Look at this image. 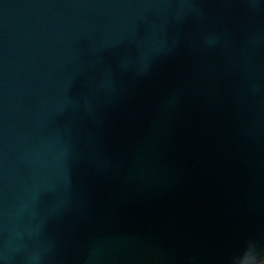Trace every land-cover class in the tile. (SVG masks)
Returning a JSON list of instances; mask_svg holds the SVG:
<instances>
[{
	"label": "water",
	"instance_id": "water-1",
	"mask_svg": "<svg viewBox=\"0 0 264 264\" xmlns=\"http://www.w3.org/2000/svg\"><path fill=\"white\" fill-rule=\"evenodd\" d=\"M264 258V0H0V264Z\"/></svg>",
	"mask_w": 264,
	"mask_h": 264
},
{
	"label": "clouds",
	"instance_id": "clouds-1",
	"mask_svg": "<svg viewBox=\"0 0 264 264\" xmlns=\"http://www.w3.org/2000/svg\"><path fill=\"white\" fill-rule=\"evenodd\" d=\"M254 249H255V243L250 242L249 243V254L251 255V259L253 261V264H264V258H258L254 254ZM236 264H238V261H236Z\"/></svg>",
	"mask_w": 264,
	"mask_h": 264
},
{
	"label": "snow or ice",
	"instance_id": "snow-or-ice-1",
	"mask_svg": "<svg viewBox=\"0 0 264 264\" xmlns=\"http://www.w3.org/2000/svg\"><path fill=\"white\" fill-rule=\"evenodd\" d=\"M238 264H248V261L247 260H240V261H238Z\"/></svg>",
	"mask_w": 264,
	"mask_h": 264
}]
</instances>
